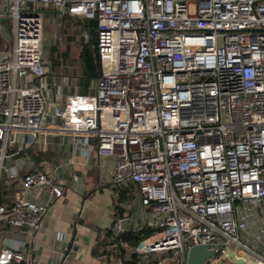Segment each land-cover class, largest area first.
Instances as JSON below:
<instances>
[{
  "label": "built area",
  "instance_id": "1",
  "mask_svg": "<svg viewBox=\"0 0 264 264\" xmlns=\"http://www.w3.org/2000/svg\"><path fill=\"white\" fill-rule=\"evenodd\" d=\"M3 1L0 183L18 178L6 159L20 136L87 134L115 158L114 184L138 189V214L114 213L120 264H187L199 245L215 250L206 264H264V0ZM42 9L92 23L94 92L50 95ZM22 187L0 203V264L37 263L35 236L65 190L42 168ZM128 233L145 237L132 246Z\"/></svg>",
  "mask_w": 264,
  "mask_h": 264
},
{
  "label": "crops",
  "instance_id": "2",
  "mask_svg": "<svg viewBox=\"0 0 264 264\" xmlns=\"http://www.w3.org/2000/svg\"><path fill=\"white\" fill-rule=\"evenodd\" d=\"M3 10L4 1L0 0V11ZM41 12L44 26L46 18L53 14L62 19L82 20L79 23L83 32L92 27V23L84 18L64 15L54 9H42ZM89 24L90 27L86 28L85 25ZM8 32L11 41L5 38L0 26V61L10 59L13 45L11 23ZM2 46L8 48L1 50ZM47 66L51 68L50 63ZM52 76L47 71L45 81L53 97L61 87L56 89ZM13 153L16 155L7 158L6 165L17 171L18 178L10 187H7L6 177L2 179L0 203L23 192L22 181L38 168L54 173L65 185L63 197L52 203L35 236L36 264H120V260L128 261L123 259L122 250L115 246L111 228L116 211L138 214V189L134 184L125 188L114 184L115 158L100 157L93 136L47 130L31 142L28 135H22L9 151V154ZM122 194L133 197L125 200ZM27 195L36 200L43 197L38 190H31ZM10 235L14 240H26L30 234L28 230H13Z\"/></svg>",
  "mask_w": 264,
  "mask_h": 264
},
{
  "label": "rangeland",
  "instance_id": "3",
  "mask_svg": "<svg viewBox=\"0 0 264 264\" xmlns=\"http://www.w3.org/2000/svg\"><path fill=\"white\" fill-rule=\"evenodd\" d=\"M194 6H191V10H194ZM46 23L44 26V55L43 59L45 61V66L47 67L46 71L52 73L53 83L57 88L61 87L62 97L58 101L63 102L65 97L69 94H84L80 91V80L83 75L82 70V60L80 57L81 44L89 45L94 51V38L95 33L90 31L89 33L83 32L82 26L79 22L82 20L78 18L74 19H62L60 16L53 15L46 18ZM75 22L76 24H73ZM70 37L74 39L71 42V46L67 45L66 38ZM92 38V39H91ZM58 44L59 50L63 53L67 52L69 57L66 61L61 60L60 64L51 69H48L47 64L50 62L49 51L51 46ZM7 46H2L1 50H6ZM90 92L95 91V83H92Z\"/></svg>",
  "mask_w": 264,
  "mask_h": 264
},
{
  "label": "trees",
  "instance_id": "4",
  "mask_svg": "<svg viewBox=\"0 0 264 264\" xmlns=\"http://www.w3.org/2000/svg\"><path fill=\"white\" fill-rule=\"evenodd\" d=\"M85 27L89 28L90 24L88 26L85 25ZM66 40H67V45L70 47L71 46L70 44L74 39L67 37ZM1 42L2 40L0 39V43ZM49 53H50L49 62H50V66L52 69L57 67L60 64L61 60L66 61L69 57V54L67 52L63 53L59 50L58 44L51 46ZM80 57L82 60V70H83V75L81 77L80 84H79L80 91H82L83 93H88L89 89L92 86L95 72L96 70L98 71L100 70V66L97 64L94 51L92 50L91 47H89V45L86 46L85 43L81 44ZM122 195H123L122 199H125V200L131 199L133 197L131 196L129 198L127 195H124V194ZM144 237H145L144 233H139V234L128 233L124 235V239L128 241L130 245L132 246H136L139 243V241L142 240ZM122 255H123V259L126 260V257L124 256L125 253L123 250H122Z\"/></svg>",
  "mask_w": 264,
  "mask_h": 264
},
{
  "label": "water",
  "instance_id": "5",
  "mask_svg": "<svg viewBox=\"0 0 264 264\" xmlns=\"http://www.w3.org/2000/svg\"><path fill=\"white\" fill-rule=\"evenodd\" d=\"M10 24L9 12H6V16L4 18H0V26L1 31L5 38L11 41V36L8 32V26ZM216 247L221 246V244H216ZM215 254V250H209L208 246L199 245L192 246L187 253V264H206L207 260L213 257Z\"/></svg>",
  "mask_w": 264,
  "mask_h": 264
}]
</instances>
